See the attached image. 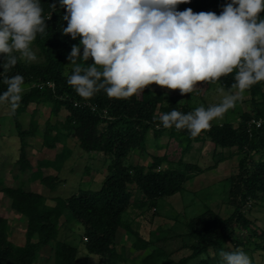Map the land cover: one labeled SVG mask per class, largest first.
I'll list each match as a JSON object with an SVG mask.
<instances>
[{
    "label": "trees",
    "instance_id": "obj_1",
    "mask_svg": "<svg viewBox=\"0 0 264 264\" xmlns=\"http://www.w3.org/2000/svg\"><path fill=\"white\" fill-rule=\"evenodd\" d=\"M228 2L230 0H189L177 5V9L191 8L194 13L214 12L219 15ZM40 3L47 28L45 33L37 34L32 45L41 59L32 63L20 61L8 73L9 76L22 75L25 88L20 106L12 111L21 139L14 177L26 173L25 179H39L54 190L62 182L58 174H45L41 167L53 166L61 171L72 152L66 144L54 160L41 162V167L31 166L26 153L27 137L39 133L35 113L42 106L49 107L56 115L65 113L63 127L66 133L48 121L42 133L48 146L56 147L70 135L82 150L103 154L109 163L106 179L98 189L80 188L71 195L56 194L48 201L39 192L27 190L22 185H5L2 180L1 190L9 199L10 210L7 216L0 215V264H39L47 249H53L56 264H77L83 250L100 258L99 263L94 264H117L122 257L116 245L118 231L120 228L129 229L124 214L133 203L135 194L140 203L155 206L159 198L185 189L186 182L194 177L192 171L201 169V166L184 160V155L188 154L194 141L205 138L214 143L215 150L236 147L242 154L238 172L228 179L227 198L222 203L225 211L209 206L190 221V235L196 242L189 246L190 252L180 258L173 257L160 243L166 242L167 236H160L157 232L153 238L144 239L136 233L139 239L134 242L135 248L147 252L138 264H219L218 253L225 246L230 232L237 228L248 232L243 250L249 253L252 261L254 253L264 254V229L255 225L246 210L250 202L264 199V125L248 126L252 118L264 119V82L247 90L252 95L256 113H244L239 125L232 122L211 124L195 138L187 130L158 127L161 113L175 109L186 114L192 109L180 102L179 95L158 89L155 84L129 98H109L100 91L88 100L82 99L67 84V77L72 74L67 57L71 46L79 44V38L73 40L62 34L67 21L62 19L66 10L60 7L59 0H40ZM260 16L264 18V12ZM78 63L86 66V62ZM87 63L91 64L92 60ZM203 83L207 87L215 84L228 90L234 83V74L221 77L217 83ZM4 90L6 86L0 84V93ZM31 103L37 105L34 118L30 127L24 128L20 116ZM164 134L179 138L183 154L178 160L170 159L167 153L148 154L152 138L158 141ZM137 151L150 155L152 163H127ZM255 155L261 156L256 159ZM206 168L211 166L202 169ZM30 170L33 173L28 177ZM72 221L85 227L87 239L85 242L81 237L82 245L59 239L62 224ZM18 229L23 232L22 237L16 234ZM49 257L47 255V259Z\"/></svg>",
    "mask_w": 264,
    "mask_h": 264
},
{
    "label": "clouds",
    "instance_id": "obj_2",
    "mask_svg": "<svg viewBox=\"0 0 264 264\" xmlns=\"http://www.w3.org/2000/svg\"><path fill=\"white\" fill-rule=\"evenodd\" d=\"M188 2L59 0L67 21L62 34L79 38L67 57L72 66L67 84L85 100L100 91L109 98H129L152 84L178 89L183 96L198 91L200 82L217 83L234 74L230 89L217 88L218 103L159 116L158 127L187 130L192 138L209 129L243 92L264 82V0H230L219 15L177 9ZM46 28L40 0H0V84L6 86L0 106L11 111L20 106L24 78L8 73L20 61L37 60L32 44ZM226 247L218 253L219 264H252L243 249Z\"/></svg>",
    "mask_w": 264,
    "mask_h": 264
},
{
    "label": "rangeland",
    "instance_id": "obj_3",
    "mask_svg": "<svg viewBox=\"0 0 264 264\" xmlns=\"http://www.w3.org/2000/svg\"><path fill=\"white\" fill-rule=\"evenodd\" d=\"M32 48L37 55V61L40 60L41 56L35 50L36 47L32 45ZM200 83L198 91L183 96L178 89L170 90L158 85H155V87L179 95L180 102L188 104L194 111L199 106L207 108V106L218 103L220 100L217 88L221 86L214 84L207 87L205 83ZM225 90L227 91V89ZM36 106V103H31L27 110L21 114L20 121L24 128L30 127ZM255 108L256 106L252 102V95L246 90L243 92L242 98L236 102L234 108L228 110L222 119L214 120L211 124L232 122L235 125H239L244 113L250 112L254 115L256 113ZM35 119L38 121L39 133L27 137L26 153L28 160L32 164L31 166L41 167V162L54 160L56 155L63 150L64 144H66L72 152L63 163L61 171H58L53 166L44 165L41 167L45 174H58L62 178V182L54 190L43 184L39 179L33 181L28 178L25 179L26 176L24 175L26 173H19L17 178L14 177L13 170L16 172L14 163H16L20 154L21 139L18 135L12 111L7 106H0V215L7 216L10 210L9 199L1 190L4 184L15 187L22 185L27 190L43 194L48 201L56 194L71 195L78 192L80 188L90 187L98 189L106 179L109 160L103 154L98 152L91 154L82 150L70 135H67L66 141L58 142L56 147H50L45 143V137L42 133L45 131L48 121L56 125L57 128L63 129V132H67L63 127L65 113L62 112L56 115L51 113L49 107L44 108L42 106L38 111L36 110ZM182 150L183 147L179 138L164 134L158 141L152 138L148 154L161 155L167 153L170 159L178 160L183 154ZM133 153L127 159V163H143L147 165L152 163L150 155H145L142 151ZM260 156L255 155V158L258 159ZM184 157V160L201 166V169L192 171L194 177L186 182L185 189L159 198L155 206L149 205L147 202L140 203L135 199V196H138L137 194L133 197V203L124 214V221L128 224V230L130 231L120 228L116 239L118 254L122 256L119 257L117 264H138L146 256V251L138 250L134 246L135 240L139 239L136 233L144 239L153 238L154 234L157 235L158 233H160V236H167L168 240L160 243H163L164 248L167 252L172 253L173 257L180 258L189 253V246L196 242L195 237L190 235V221L202 214L209 206L216 209L223 208L222 211H225L222 203L227 198L228 179L239 170V160L242 158L241 152L236 147L215 150L214 143L209 138H205L194 141L188 154L184 155ZM203 166H211V168L202 169ZM32 173L33 170L28 171L27 176L31 177ZM2 180L4 184L1 183ZM246 210L255 225L260 229H264V199L257 203L250 202ZM62 225L59 234L60 240L80 245L84 244V241L86 242L83 224L72 221L64 222ZM22 233L19 229L16 232L21 237ZM229 236L223 247L226 251L229 250L226 247L228 244H231L230 250L243 249L249 235L246 230L237 228L235 231L230 232ZM81 237L84 239L82 242ZM245 253L249 255V253ZM47 255H50L49 259H47ZM99 261L100 258L98 256L88 255L83 250L77 264H94L99 263ZM262 263H264V254L254 253L252 264ZM39 264H56V256L53 249L44 250Z\"/></svg>",
    "mask_w": 264,
    "mask_h": 264
},
{
    "label": "built area",
    "instance_id": "obj_4",
    "mask_svg": "<svg viewBox=\"0 0 264 264\" xmlns=\"http://www.w3.org/2000/svg\"><path fill=\"white\" fill-rule=\"evenodd\" d=\"M256 125L257 127H261L264 125V119L263 118H252L249 123L248 126L249 128L252 127L253 125ZM86 238V237H85ZM87 239V238H86Z\"/></svg>",
    "mask_w": 264,
    "mask_h": 264
}]
</instances>
